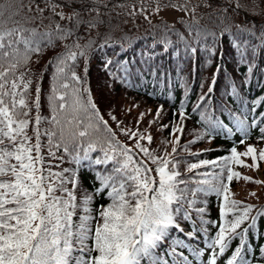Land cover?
<instances>
[{
  "label": "snow or ice",
  "instance_id": "1",
  "mask_svg": "<svg viewBox=\"0 0 264 264\" xmlns=\"http://www.w3.org/2000/svg\"><path fill=\"white\" fill-rule=\"evenodd\" d=\"M76 3L81 5V11L71 7ZM71 5H66L71 7V13L66 15L56 12L60 5L52 0H44V7H40L36 0H27V3L18 0L10 4L0 2V264H142L145 259L148 264H169L168 259L159 255L156 249L168 239L170 228L194 238L197 233L203 232L207 236L206 248L210 252L207 264H217L236 239L240 243L227 259V264H253L247 258L249 248L246 240L256 225L257 218L250 216L253 205L244 206L243 202L230 197L223 170L227 169L230 173L226 176L227 181H232L233 177L239 178L240 174L232 172L230 165H244L240 156H251L254 161L258 156L264 160V150L257 154L250 145L245 152L238 153L233 147L231 155L222 158L224 162L219 165L221 171L200 173L203 178L197 179L196 187L191 189L189 181L181 179L177 169L179 160L166 158L170 155L168 153L157 156L140 143L141 140L151 143L153 137L150 134L121 129L136 141L133 147L122 144L91 99L90 89L85 87L87 81L77 75L71 63L77 60L78 55L84 56L85 49L91 48L94 43L90 40L87 45L79 44L80 37L76 33L80 27L91 29L104 23L99 16L85 19L83 13L99 12L100 8L107 7V2L71 0ZM237 7H242L238 0ZM46 9L68 23L64 26L57 23L54 29L44 32L30 26L39 18L33 13L42 16ZM74 36L73 43L66 45V50L49 62L53 71L48 92L43 93L41 75L33 94L34 81L29 73L21 69L29 64L34 53H42L45 46H54L55 40ZM73 48L79 49V52L73 51ZM112 63L109 60L106 66ZM119 70L125 76L130 72L127 64L120 65ZM212 83L214 85L216 81ZM213 90L210 86L208 93L200 96V101H204ZM238 94L239 90L233 86L231 95ZM256 103L253 101L240 115L233 114V119L237 131L245 137L249 135L250 128L259 126L260 139L264 140V119L253 118L249 123ZM241 104L244 105L243 98ZM259 104L264 106V98L259 100ZM45 105L49 108V116L41 114ZM179 114L183 121V106ZM259 115L264 116V112ZM201 119L208 132L198 135L196 140L212 133L232 132L227 124L213 119L207 109L201 114ZM42 123L51 127L42 130ZM30 126L31 136L28 134ZM101 129L107 134L103 142L97 135ZM175 132L182 133L183 128L174 127ZM42 137L47 139L46 145H42ZM165 143L173 145V153L177 152V146L185 150L188 147L180 145L178 136ZM192 143L195 141H189V144ZM42 147H47L48 156L60 163L64 162V156L57 157L56 151L62 150L76 164L90 159L88 154L100 147L104 157L96 159L95 163L102 165L111 162L113 165L111 173L98 176L102 188L110 189L107 195L111 202L101 206L96 215L89 207L92 194H84L82 202L78 204L75 192L67 187L68 184H72L73 188L78 186L77 170L63 168L53 171V167L59 168L60 164L53 166L51 160L46 161ZM135 149L147 160H134ZM148 161L156 166L155 169L149 166ZM207 165L216 167L218 161L201 160L190 164L188 171ZM153 171L158 176H153ZM243 179L251 180V177ZM57 192L61 195H57ZM212 192L223 197L220 212L223 223L215 235L208 236L209 229L204 225L216 222L206 220V209L197 207L195 211L200 219L197 225L185 203L194 206L197 203L194 198L196 193ZM78 208L83 210V214L78 221H74ZM229 213L232 214L231 219H227ZM179 219L192 220L193 230L185 233ZM246 222H249L247 226L242 227ZM179 246L188 247L183 237H175L169 244L168 255L173 258L172 264H192L182 251L177 252ZM193 251L199 258L206 249L196 246Z\"/></svg>",
  "mask_w": 264,
  "mask_h": 264
},
{
  "label": "trees",
  "instance_id": "2",
  "mask_svg": "<svg viewBox=\"0 0 264 264\" xmlns=\"http://www.w3.org/2000/svg\"><path fill=\"white\" fill-rule=\"evenodd\" d=\"M4 4L16 3L18 0H0ZM27 3V0H25ZM40 7H44V0H36ZM60 5L56 12L71 13V7L81 11V5H71V0H52ZM107 7L100 8L99 12H84L85 19L99 16L103 24L86 29L81 26L76 36L80 37L79 44L87 45L94 41L92 47L85 49V55H78L74 64L77 75L86 81L85 87L90 89L91 99L96 103L100 114L116 133V139L122 144L133 147L135 139H130L121 129L139 131L145 135H151L153 140H141L140 143L154 151L157 156L179 160L177 169L181 173V179L189 181V187H196V180L202 179L199 174L203 172H220V164L223 157L231 155V149L236 148L238 153H243L251 145L257 154L264 150V140L260 139L259 126L252 127L247 137L237 131L233 114L240 115L256 101V106L249 123L253 118L264 119L260 116L264 112V106L259 100L264 98V0H238L242 7H237V0H106ZM66 5H71L66 6ZM159 8V11H157ZM176 10L178 13L170 18L167 14L162 16V10ZM30 26H36L41 32L54 29L57 23L62 26L68 22L58 15L46 9L45 12ZM250 30V31H248ZM76 37L66 40H55L54 46H45L42 53H34L29 64L21 71L29 73L33 79V94L37 79L43 75L41 82L43 93L49 90L53 66L49 63L53 57L64 52L66 45L73 43ZM240 46L237 47L236 45ZM195 49V51H193ZM79 52V49L73 48ZM113 61L106 66L107 61ZM119 62V63H117ZM127 64L130 72L127 76L122 73L120 65ZM30 70V71H29ZM116 75H112V73ZM121 77L117 79L116 77ZM27 78V77H26ZM213 80L216 83L213 85ZM213 92L200 101V96L208 93L209 87ZM239 90L237 96L231 95L232 87ZM241 98L244 105L241 104ZM200 107L197 108V104ZM183 106L184 119L181 121L180 109ZM196 109V110H194ZM211 112L213 119H219L227 124L232 132L222 131L219 135L212 133L204 135L196 140L198 135L207 133L208 129L201 119L205 110ZM41 114L49 116L47 105L42 108ZM143 114V115H141ZM36 115L35 112L32 113ZM116 119L113 120L112 117ZM168 125V127H163ZM41 129L51 127L47 123L41 124ZM174 127H182L183 132L173 133ZM32 135V127L28 129ZM100 141L107 134L101 129L97 134ZM180 138V145H187V150L177 146V152L173 153V145L165 141ZM243 140V143L241 141ZM189 141L195 143L189 144ZM33 143L35 142L33 138ZM42 145L47 144V139L42 137ZM86 147V145H85ZM107 147V145H105ZM55 151V149H54ZM45 160H51L52 165L60 164L59 168L53 167V171L63 168H75L79 184L73 188L77 203L82 202L84 194H92L93 199L89 207L93 209V215L101 206L111 202L107 195L110 189L102 188L100 175H107L112 171V163L96 164V159H103L104 152L100 147L88 155L90 159L76 164L71 161L62 150L56 151V156H64V162L48 156L47 147H42ZM196 153L197 155H193ZM83 154V152H81ZM244 165L232 163V172L240 174L227 181L229 173L224 169V183L230 190L232 199L243 202V205H253L250 216H255L256 225L246 237L249 254L247 258L253 264H264V160L254 161L251 156H240ZM134 160H147L138 149L134 150ZM201 160H216L218 165L201 166L191 172L188 166L199 163ZM149 166L155 169L148 161ZM250 165V166H245ZM258 165V166H257ZM172 165H169L171 168ZM153 176H158L155 171ZM251 177V180L243 179ZM260 181L261 183H256ZM183 187V185H181ZM255 193V195H252ZM57 195H61L57 192ZM190 198H193L190 196ZM197 203L193 206L185 203L192 220L200 224V219L195 211L197 207H204V217L214 224L204 225L209 229L208 236L215 235L219 225L223 223L220 212L223 197L215 192L196 193L194 197ZM83 214L81 208L77 209V215L73 217L78 221ZM229 213L227 219H231ZM192 220L179 219L185 233L193 230ZM246 222L242 227L247 226ZM175 237H183L188 247L179 246L177 252H183L192 261V264H207L210 252L207 250V236L203 232L197 233V237H187L184 233L170 228L168 239L156 252L168 259L172 264V257L168 255L171 240ZM239 239L232 242L224 257L218 259L217 264H226L231 257ZM199 246L206 249L204 254L197 258L194 248ZM218 250V249H217ZM142 264H148L145 259Z\"/></svg>",
  "mask_w": 264,
  "mask_h": 264
},
{
  "label": "rangeland",
  "instance_id": "3",
  "mask_svg": "<svg viewBox=\"0 0 264 264\" xmlns=\"http://www.w3.org/2000/svg\"><path fill=\"white\" fill-rule=\"evenodd\" d=\"M169 10L170 9L160 11V15L164 16L165 14H167L168 17L170 15V18H172L173 16H175L177 14V12L175 10H170V11ZM167 11H169V12H167Z\"/></svg>",
  "mask_w": 264,
  "mask_h": 264
}]
</instances>
